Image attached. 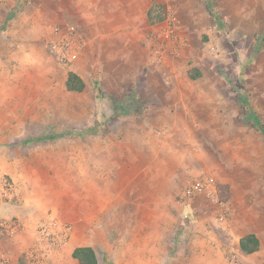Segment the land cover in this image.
I'll return each instance as SVG.
<instances>
[{
  "label": "rangeland",
  "instance_id": "obj_1",
  "mask_svg": "<svg viewBox=\"0 0 264 264\" xmlns=\"http://www.w3.org/2000/svg\"><path fill=\"white\" fill-rule=\"evenodd\" d=\"M85 7L0 0V174L40 195L37 226L51 217L70 227L46 264L55 253L58 264H77L70 249L82 245L98 264H198L199 239L225 260L228 242L238 247L250 232L259 248L238 247L240 260L264 264V0H174L184 45L151 65L141 47L125 58L102 53L91 35L84 55L79 41L92 28L83 21L94 15ZM68 31L78 43L62 57L54 45ZM69 70L84 79L82 92L65 89ZM195 181L215 195L180 205ZM224 183L226 202L216 193ZM19 193L0 203V219L18 221L9 209Z\"/></svg>",
  "mask_w": 264,
  "mask_h": 264
},
{
  "label": "crops",
  "instance_id": "obj_2",
  "mask_svg": "<svg viewBox=\"0 0 264 264\" xmlns=\"http://www.w3.org/2000/svg\"><path fill=\"white\" fill-rule=\"evenodd\" d=\"M73 1L79 5L88 6L84 8V10L88 11L87 16L91 9L94 10L92 19L85 18L83 21V26L86 25L87 28H92V31L85 32L83 36H81L82 39L80 38L79 41L80 44L81 42L83 43L82 52L84 55H86L87 52L84 42L89 38L88 35H91L97 41L99 51L102 53L114 51L113 54H115L116 52L123 50V57L125 58L128 56V48L133 49L134 47L139 46L144 50L143 53L146 52L144 59L146 63L148 65L154 64L153 49L155 47L151 39V34L153 33V26L157 22L152 24L148 20L147 11L150 8L149 0ZM180 30L181 35L185 34V31L183 32L182 28ZM122 47L124 48L122 49ZM181 49L183 51L184 48ZM186 50L183 54H185V52L188 53ZM103 57L104 56H101V58ZM178 59L179 57L174 58V60ZM168 114L172 115L170 111ZM10 178L14 181L17 191L20 192L19 194L20 197H22V201L20 202V207L17 209H14L11 204L9 212L18 218V224L21 229H19L16 235L12 237L0 239V259L1 257H5L6 262L8 263L1 259L5 264H17L19 260H22V257L20 258L19 256L21 252H26L28 247L35 243L36 223L42 218L45 212L38 205L39 201L41 203L42 200L40 195L31 198L26 194L22 184L17 182L16 178V180L12 177ZM0 203L2 204V202ZM1 213L2 210L0 209V216L3 215H1ZM195 245L198 250V264H224V259H222L219 252L213 251L212 246L209 245L206 240L199 239L196 241ZM75 247L77 246H72L70 249L71 258L72 250ZM53 256L55 257L54 264H58L59 260L56 253L55 255L53 254ZM73 260L77 262L75 259Z\"/></svg>",
  "mask_w": 264,
  "mask_h": 264
},
{
  "label": "built area",
  "instance_id": "obj_3",
  "mask_svg": "<svg viewBox=\"0 0 264 264\" xmlns=\"http://www.w3.org/2000/svg\"><path fill=\"white\" fill-rule=\"evenodd\" d=\"M166 9V17L154 24L151 39L154 43V61L159 62L167 53L174 55L179 46L184 45V39L178 32L175 18L170 13V6L174 0H153ZM77 41V42H76ZM78 43L76 34L68 31L61 39V44L54 45V50L58 55L66 57L70 53L73 45ZM202 181H195L187 185L179 194V204L186 205L191 199L201 195L210 196L214 192L206 187ZM18 196V191L13 180L4 174H0V202L12 200ZM217 201V199H215ZM226 213L221 212L219 219H225ZM20 226L16 220L0 219V239L16 235ZM69 226H62L48 217L38 223L36 234L37 240L28 247L26 253L35 261V264H46V260L52 252L59 248L67 239ZM238 247L233 242H228L225 246L224 264H243L240 260ZM6 262L5 257H1Z\"/></svg>",
  "mask_w": 264,
  "mask_h": 264
},
{
  "label": "trees",
  "instance_id": "obj_4",
  "mask_svg": "<svg viewBox=\"0 0 264 264\" xmlns=\"http://www.w3.org/2000/svg\"><path fill=\"white\" fill-rule=\"evenodd\" d=\"M210 9L212 4L208 3ZM166 9L163 5L153 4L147 11V17L150 23L160 22L165 18ZM190 79H196L200 76V71L194 67H190L186 71ZM94 87L99 92L100 87L97 80L94 81ZM86 84L84 79L76 72L69 70L66 73L64 80V87L67 91L82 92ZM245 104V103H244ZM248 118L252 119L255 124L259 123L258 118L251 110L248 111ZM259 126V125H258ZM261 127V125L259 126ZM262 135L264 137V129H262ZM216 193L220 201L226 202L229 198V186L228 184H218L216 186ZM259 238L255 233H247L239 238V249L243 254H251L259 248ZM71 256L77 261V264H98L97 255L92 246L82 245L77 246L72 250Z\"/></svg>",
  "mask_w": 264,
  "mask_h": 264
}]
</instances>
